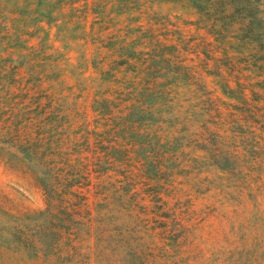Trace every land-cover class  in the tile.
Listing matches in <instances>:
<instances>
[{
	"label": "trees",
	"instance_id": "16d2710c",
	"mask_svg": "<svg viewBox=\"0 0 264 264\" xmlns=\"http://www.w3.org/2000/svg\"><path fill=\"white\" fill-rule=\"evenodd\" d=\"M117 1L120 5L109 10L111 1L107 0H0V84L3 90L20 83L16 77L21 67L15 66L11 63L13 59H6L4 55L11 48L29 42L30 39L24 40L26 35L34 38L40 31L50 40L55 26L58 38L83 40L85 35L86 38L93 36L94 43L102 44L98 47L99 57H103V50H108V56L98 61L105 90L97 92L102 99L96 100L94 107L101 116L97 128L106 120L104 126L108 129L103 133L88 131L85 141L75 144L72 152L55 151L53 142L46 143L40 136L33 138V132L27 126L25 133H21L13 120L14 107H10L9 117L4 118V112L0 114V151L7 158L6 164L30 172L44 201L42 210L31 211L0 194V234L7 236V241L0 246V258L6 257L3 264H92L93 254L96 264H150V258L154 256L144 252L143 238L135 235L138 231L124 229L119 218L114 216L97 221L101 229L95 252H84V229L91 232L94 222L89 195L94 190L95 194H100L102 182L112 177L109 172L116 171L125 176L127 183L119 189L123 201L121 208L130 212L131 218L136 217L138 209L145 215L148 212L147 207L140 206L146 199L142 193L134 191L139 177L155 179L161 185L166 174L165 162L178 148L194 146L208 152L211 167L231 171L232 158L226 153L228 141L221 134V131L227 133L229 130L223 129L229 122H221L227 114L209 90L203 71L196 65H189V59L178 46L164 44L157 35L150 34L152 31L143 32V26L134 30L142 33L135 40L129 41L128 34L133 31L130 28L127 37L110 36L107 44L101 40L102 32L109 30L104 29L106 15L121 16L132 14L135 8L141 10L140 4L130 7V0ZM184 1L191 3L200 15V22L221 47L224 46L222 49L228 60L232 57L225 48L226 34L236 30L238 46L234 50L246 51L248 64L264 73V31L258 30L253 16L264 15V0ZM79 15L85 16L82 19ZM90 15H99L97 18L100 19L94 24L101 25V30L93 28L90 33H83L81 22H87ZM44 22L49 26V32L45 31ZM32 27L36 28L33 33L29 32ZM221 47L213 48L217 52L216 49ZM106 60L110 62L106 63ZM219 62L218 71L214 73L220 79L219 84L226 94L244 104L237 110L253 116L254 109L259 107L247 99L246 93L249 89L256 97L257 93L250 89L255 86L245 85L239 75L231 74L230 78L233 75L238 78L237 89L233 90ZM105 66L109 70L103 71ZM232 66L233 72L240 73L235 65ZM119 75L123 77L119 78ZM3 79H6L4 84ZM28 95L29 92L25 94ZM41 106L40 103L38 111ZM30 114L25 115L28 126L34 121ZM19 116L17 113L16 119ZM166 124L172 134L163 143L159 132H166ZM86 154L93 156L90 158ZM121 166L126 170H119ZM158 187L152 193L153 202L159 204L155 205L153 213L169 219L173 215L165 211L168 202L161 193L164 186ZM128 204L130 209L125 207ZM107 224L110 234L106 238L107 229L103 228ZM162 227L163 235L168 238V223Z\"/></svg>",
	"mask_w": 264,
	"mask_h": 264
},
{
	"label": "rangeland",
	"instance_id": "374dc122",
	"mask_svg": "<svg viewBox=\"0 0 264 264\" xmlns=\"http://www.w3.org/2000/svg\"><path fill=\"white\" fill-rule=\"evenodd\" d=\"M107 1H111L109 10L120 5L117 0ZM130 2V7L141 6V10L135 8L132 14L121 16L106 15L104 29L109 30L102 32L101 40L107 44L110 36L127 37L130 28L133 31L128 35L129 41H132L142 34L134 30L143 26V32L152 31L150 34L157 35L164 44L178 46L184 57L189 59L188 64L196 65L203 71L209 90L220 102L221 110L227 114L221 122H229L223 125L224 130H229L227 133L221 131V134L228 141L226 153L232 158V167L231 171L211 167L209 153L195 149L194 146L178 148L177 152L169 154L161 184L164 186L161 190L163 199L168 202L165 211L173 215L169 219L153 213L155 205L159 204L153 202L152 193L161 185L155 179L149 180L145 176L139 177V184L134 191L142 193L146 200L140 206L147 207L148 212L145 215L138 209L136 217L130 218V212L121 208L123 201L119 192L121 185L127 183L125 176L110 171L112 177L102 182L100 194H95L94 190L89 195L94 222L91 232L84 229V252H95V242L101 229L97 221L114 216L119 218V224L124 229L138 231L135 235L143 238L141 243L144 252L154 256L150 258V264H264L263 71L255 70L248 64L246 51L239 53L234 50L238 46L236 30L226 34L225 48L232 57V61L228 60L222 49L224 46L221 47L215 36L200 22V15L191 3L184 0ZM79 16L83 19L85 15ZM98 16L90 15L87 22H81L83 33L86 31L88 34L93 28L101 30V25L94 24L100 19ZM253 16L258 30L264 31V15ZM42 25L49 32V26L45 22ZM35 29L32 27L29 32L33 33ZM36 33L34 38L24 36V40L30 41H26L24 46L11 48L4 55L6 59L12 58L11 63L15 66L21 67L16 77L20 83L7 86L4 90L0 84V114L4 112V118H7L11 115L10 107H14L13 120L19 125L21 133H25L27 126L33 132V138L40 136L46 143L53 142L52 148L55 151L72 152L75 144L85 141L88 131L103 133L108 129L104 126L106 120L101 121L103 125L97 128L101 116L94 111L96 100L102 99L97 92L105 90L98 61L108 56V50H103V57H99L98 47L102 44L94 43L93 36L86 38L85 35L83 40L58 38L55 26L50 40L44 32ZM96 36L100 37V34ZM213 47L221 48L216 49V52ZM217 61L222 63V73L230 80L233 90L237 89L238 79L234 75H239L245 85L255 86L250 89L257 93L256 97L249 89L246 93L247 99L259 107L258 110L254 109L253 116L237 110L244 107V104L231 98L219 84L220 79L214 76L218 71ZM109 62L106 60V63ZM232 65L240 73L233 72ZM104 70L109 68L105 66ZM231 74H234L232 78ZM122 77L119 75V78ZM5 82L6 79H3L2 84ZM18 87L22 90H18ZM40 103L42 106L38 111ZM17 113H20L19 119H16ZM27 113H31L34 119L29 126L28 121H25ZM164 130L165 133L159 132L163 143L172 134L169 124L164 126ZM91 139L95 140L93 136ZM85 156L91 158L93 155ZM6 162L7 158L0 151V194L27 210H42V191L31 173L25 168L13 169ZM118 169L126 170L122 166ZM95 177L93 174V179ZM106 196L107 200H104ZM165 223L169 226L168 238L163 235L162 225ZM103 229H107L105 237H109V225ZM6 237L0 234V246L7 241ZM5 261L6 257L0 258V264ZM92 264H96L94 254Z\"/></svg>",
	"mask_w": 264,
	"mask_h": 264
}]
</instances>
